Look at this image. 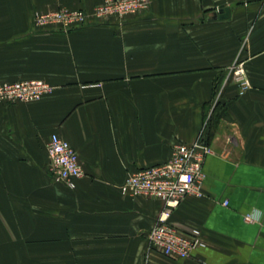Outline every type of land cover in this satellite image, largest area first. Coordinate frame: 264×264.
I'll list each match as a JSON object with an SVG mask.
<instances>
[{
    "label": "crops",
    "instance_id": "1",
    "mask_svg": "<svg viewBox=\"0 0 264 264\" xmlns=\"http://www.w3.org/2000/svg\"><path fill=\"white\" fill-rule=\"evenodd\" d=\"M103 1L0 0V83L52 86L0 101V264H264V0H149L68 32L32 22L36 10ZM235 62L249 81L241 94ZM53 133L78 153L73 188L49 173ZM199 135L213 151L202 195L170 222L198 229L203 246L169 258L148 245L161 201L119 186Z\"/></svg>",
    "mask_w": 264,
    "mask_h": 264
},
{
    "label": "built area",
    "instance_id": "2",
    "mask_svg": "<svg viewBox=\"0 0 264 264\" xmlns=\"http://www.w3.org/2000/svg\"><path fill=\"white\" fill-rule=\"evenodd\" d=\"M149 0H104L90 11L58 8L53 11H34L32 22L38 29H55L68 32L87 26L93 21L121 19L127 15L149 9ZM231 74L239 94L249 87L244 65L235 62ZM52 86L44 80H24L0 83V101L6 103L30 102L50 92ZM49 173L52 178L73 188L74 182L84 176L76 149L59 134L50 135L47 142ZM213 153L203 135L191 142L177 143L170 158L159 164L139 168L129 173L120 184L123 195L154 198L162 203L155 223L148 233L149 248L169 258L186 259L203 246L198 229L182 232L170 222L173 210L187 195H202L205 177L203 163ZM223 204H227L226 201ZM249 222L252 216L246 214Z\"/></svg>",
    "mask_w": 264,
    "mask_h": 264
},
{
    "label": "water",
    "instance_id": "3",
    "mask_svg": "<svg viewBox=\"0 0 264 264\" xmlns=\"http://www.w3.org/2000/svg\"><path fill=\"white\" fill-rule=\"evenodd\" d=\"M228 16V9L227 8H223L221 10H219V18H226Z\"/></svg>",
    "mask_w": 264,
    "mask_h": 264
}]
</instances>
